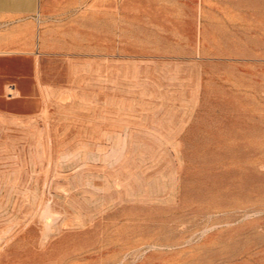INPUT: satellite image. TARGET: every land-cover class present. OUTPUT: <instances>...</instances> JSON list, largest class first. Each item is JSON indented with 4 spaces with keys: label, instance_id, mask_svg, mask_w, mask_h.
Segmentation results:
<instances>
[{
    "label": "rangeland",
    "instance_id": "rangeland-1",
    "mask_svg": "<svg viewBox=\"0 0 264 264\" xmlns=\"http://www.w3.org/2000/svg\"><path fill=\"white\" fill-rule=\"evenodd\" d=\"M35 1L0 264H264V0Z\"/></svg>",
    "mask_w": 264,
    "mask_h": 264
},
{
    "label": "crops",
    "instance_id": "crops-1",
    "mask_svg": "<svg viewBox=\"0 0 264 264\" xmlns=\"http://www.w3.org/2000/svg\"><path fill=\"white\" fill-rule=\"evenodd\" d=\"M35 0H0V72L19 74L36 48ZM3 85V74H1ZM12 85L18 88L16 84ZM7 85V86H8ZM21 90V89H20Z\"/></svg>",
    "mask_w": 264,
    "mask_h": 264
}]
</instances>
